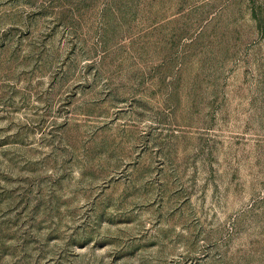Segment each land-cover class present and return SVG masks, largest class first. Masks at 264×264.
Instances as JSON below:
<instances>
[{"label": "rangeland", "instance_id": "rangeland-1", "mask_svg": "<svg viewBox=\"0 0 264 264\" xmlns=\"http://www.w3.org/2000/svg\"><path fill=\"white\" fill-rule=\"evenodd\" d=\"M0 264H264V0H0Z\"/></svg>", "mask_w": 264, "mask_h": 264}]
</instances>
